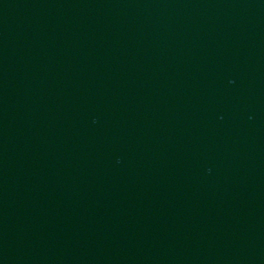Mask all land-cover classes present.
Returning a JSON list of instances; mask_svg holds the SVG:
<instances>
[{
  "label": "water",
  "instance_id": "obj_1",
  "mask_svg": "<svg viewBox=\"0 0 264 264\" xmlns=\"http://www.w3.org/2000/svg\"><path fill=\"white\" fill-rule=\"evenodd\" d=\"M0 264H264V0H0Z\"/></svg>",
  "mask_w": 264,
  "mask_h": 264
}]
</instances>
